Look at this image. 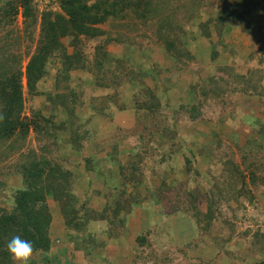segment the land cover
<instances>
[{
    "label": "rangeland",
    "instance_id": "rangeland-1",
    "mask_svg": "<svg viewBox=\"0 0 264 264\" xmlns=\"http://www.w3.org/2000/svg\"><path fill=\"white\" fill-rule=\"evenodd\" d=\"M12 1L0 0V8L8 7L7 3ZM29 1L30 18H25L20 8L13 18L9 16L11 20L0 19V55L6 50V60L20 63L22 72L20 120L32 122L24 137L5 139L0 133V172L4 171L0 174V209L7 215L13 214L17 192L27 188L25 173L42 159L58 162L65 173L70 170L78 176V197L83 203L80 195L90 196L89 206L99 212L110 197V189L112 194L120 193L119 185L124 181L128 184L121 178L105 182L99 176L103 171L106 177L127 174L138 176L141 182L135 189L124 190L126 201L135 192L133 196L140 193L141 200L134 204L130 214H122L126 230L120 237L106 232V221L89 222L86 234L70 230L61 202L47 197L52 218L50 249L35 250L30 264H264V185L251 186L252 196L234 193L228 196V202L218 198L213 218L205 221L203 215L209 204L206 200L212 198V187L201 179V174L197 175L200 171L209 172V161L220 163L218 158L224 154L239 165L247 163L259 143L260 161L264 160V0H247L252 11L249 15L247 10L240 12V18L229 15L227 8L229 3L240 5V0H129L127 6L114 0V15L110 14L102 23L91 22L92 32L101 37H76L71 27L58 34L63 46L60 53L65 50L71 62L84 65L66 83L74 92L83 91L86 98L102 97L115 89L93 84L88 88L87 83H109L108 78L117 83L129 77L118 92L117 105L124 109L110 121L93 116L91 121L99 124L90 125L95 128L93 140L120 135L116 142L119 147L108 145L106 151H100L89 170L84 158L94 149L88 138L83 151H77L70 142L71 135L62 128L51 127L50 136L42 141L34 130L35 119L40 123L45 122L41 117L52 119L56 126L67 119L62 106L54 111L56 78L62 63L56 58L49 60L45 66L48 74L39 83L35 96L26 85V67L38 49L43 29L54 23L58 15L68 16L61 7L63 0ZM103 1L86 2L91 6ZM136 3L141 7L134 9ZM225 10L229 12L226 26L221 28V44L214 30L216 23H220L219 14ZM146 12L150 21L144 25L139 17ZM186 33L201 40L206 38L201 44L197 39L188 45ZM176 38L183 41L179 58L166 45ZM210 44L219 52L214 60L202 51V45ZM1 63L4 65L3 60ZM117 66L118 74L112 76ZM3 68L1 64L0 69ZM118 76L122 78L119 80ZM211 84L216 85V98L204 103L201 120L191 121L188 108L197 101L195 90L202 85L209 88ZM8 89L4 85L0 88L2 107L7 106ZM81 102L83 107L84 101ZM154 105L158 109L149 111ZM88 112L81 110L79 116L93 115ZM14 114L6 117L12 120ZM3 120L0 117V124ZM118 127L121 129L117 131ZM161 127L171 128L177 138L162 133L152 137L151 131ZM4 149H8L6 153ZM133 164L135 171L131 170ZM204 175L207 179L206 172ZM186 190L194 191L197 200H186ZM116 224L121 229L122 223ZM20 232L17 235L22 237ZM93 233L97 234L94 240L89 236ZM0 234V264H15L6 248L11 229L4 228ZM140 237L144 244L138 241Z\"/></svg>",
    "mask_w": 264,
    "mask_h": 264
},
{
    "label": "trees",
    "instance_id": "trees-1",
    "mask_svg": "<svg viewBox=\"0 0 264 264\" xmlns=\"http://www.w3.org/2000/svg\"><path fill=\"white\" fill-rule=\"evenodd\" d=\"M86 1L87 0L61 1L62 10L68 17H62L61 15H58L54 23H50L49 27L43 29V35L39 41L38 49L36 53L32 55L26 67V85L30 93H32L34 96L37 95L39 83L42 82L44 77L48 74L46 72L45 66L48 64L49 60L56 58L62 63L63 68L58 74V80L56 78V82H58L56 85L57 101H55L54 104L56 106H54V111L57 112V107L62 106L67 114V119L65 122H61L60 125L56 126L54 123H52V119L46 120V118L41 117L45 122L40 123L38 119H35L33 121V127L35 132L40 135L38 136L40 141H42L43 138L45 139L46 137L50 136L51 127L54 126L53 130L62 128V130L67 131L68 134L71 135L70 142H72L73 146L77 148V151H83V143L86 141L85 139L88 138L89 142L92 143L94 149L92 154H89L84 158L85 167L87 168V170H89L88 167L90 166V163L93 160L99 158L100 151H104L106 147H108V145H113L116 148L119 147H117L116 142L117 140L121 139L120 135L114 134L110 138L96 141L93 140L94 131L92 127H90V125L93 116H99L110 121L115 116V113H117L121 109H124V106L117 105L119 97L118 92L121 87H124L125 84L129 82V77L120 80L122 77L118 76L120 77V81H118L117 83L111 82V78L106 79V82L108 81L109 83L95 81L97 79V77H95V83H87L88 88L93 84V86L95 85L99 88L111 86L115 89L114 93H105L102 97L98 98H94L91 96L86 98L83 91H77V95V92H74L72 89L68 88L66 83L68 82V80H70L71 74L76 71H81L80 68L84 67V65L78 66L75 62H71V58L68 56L65 50H63L62 54L60 53L63 49V46L59 43L60 40L57 38L59 37L58 34H61L63 32L66 33V28L71 27L72 32L76 37H78L79 35L88 36L89 38H92L93 36H95V38L101 37L100 35H94V32H92L93 27L91 26V22L94 21L97 23H102L103 21L110 18V14H115V6L113 5L115 2L114 0H104L101 4L98 2H94L91 6H89ZM128 1L129 0H120V4L127 6ZM239 3L240 5H238L237 3L227 4V8L230 12L228 10H225L224 12L219 14L220 16L218 17V20L220 23H216V29L214 31L218 39L220 40V43L222 42V38L224 36L222 29L226 26V20H228V12L229 15H234L235 17L240 18V12L247 10V15H249L252 11L250 8L252 7L251 3L247 0H240ZM7 5L8 7L5 5L3 8H0L1 21L2 19L11 20L9 18H13L14 15L18 14L20 8H22V13L25 18L28 19L32 16V6L29 0H13L12 2L7 3ZM110 6L111 9L109 10ZM107 7L108 9H106ZM136 7L137 8L134 9H138V7H141V4L139 5V3H136ZM90 12L92 16H90ZM148 14L149 13L146 12L144 13V15H140L139 17L140 19H143L142 23L144 25H146L150 21L148 18ZM188 16L190 17V14ZM189 17L187 18L189 19ZM244 17L245 16H243V19ZM185 36L187 38L186 40L189 42L188 45H190L192 41L195 42L197 39H199L194 35H187V33L184 35V37ZM205 38L206 36H204L203 40L199 39L201 41L199 44L203 43ZM171 42L173 43H166L167 46L169 45V47H167L168 51L172 52V55H175L178 58L181 57L179 47L183 46V41H181L179 38H176ZM212 44L206 45V47L205 45H202V51L205 50V54H209L212 60H214L219 55V52L217 51V48H215ZM100 47H102V45H99V48ZM198 48H201V45ZM6 58V50L1 51L0 68L1 64L2 66H4V68L0 69V88L4 85L10 87V89L5 91L6 94L9 93L7 98V106H0V117L4 118V120L0 124V133H2L3 138L8 139L28 134L32 122L28 120H20V112L23 105L21 89H24L22 84V72L20 63L15 64L13 62H10L9 59L6 60ZM73 58L75 59V56ZM2 60L4 61V65L3 63H1ZM117 69L118 66L115 69V72H112V76H114V74L115 76L116 74H118V72H116ZM122 73L123 72L121 71V69H119V74ZM215 87V84H211L209 88H206L203 85L197 87V89L195 90V96L197 98L195 106L192 108H188V114H190L189 118L191 121H198L204 117V114L202 112L204 103L216 98ZM82 100L84 101L83 107L81 105ZM87 101L90 102L87 103ZM156 107L157 105L151 106L148 110L154 112L158 109ZM81 110H84L85 112L92 111L93 115L88 117V112L83 115L84 117L86 115V118H82L81 116H79V112ZM12 112H14L15 114L12 116L11 120L6 117V114L11 115ZM51 117L54 118V116ZM120 129L121 128L118 127L117 131ZM151 132L152 137L158 135L159 133H162L166 137L172 138L174 136L177 138V136H175L176 133L168 127H161V130H158V128H156ZM220 148L221 146L219 145L218 149ZM261 148L262 144L259 143L257 147L249 154L247 158L248 162L244 163L243 165L235 163L234 159L230 158L231 156H229L228 154H224V157L223 155L219 156L218 160L220 161V163H216L214 162V160L209 161L210 168L207 169L209 172L205 171L206 176L208 177L207 179L204 175L205 172L201 173V171L199 170L200 173H197V175L199 176V174H201V179H204L205 181L207 180L210 184L209 186L212 187V198L210 200H206V202H208L209 204L206 213L203 215L205 221H209L213 218L215 214L214 206L217 204L216 201L218 198H224V201L228 202V196L234 193L238 194L237 196H252L251 186L258 187L260 185H264V160L260 161ZM7 150L8 149H4V153H6ZM246 150L248 149L246 148L243 151ZM190 161V159H187V163H190ZM115 165L117 166V168L120 166L119 164ZM33 167L34 168L25 173L27 188L23 191H18L16 194V207L13 214L7 215L6 212L0 209V232L4 228H9L11 229V236H13L17 235V233L20 232L19 230H21L20 233H23L22 238L31 240L33 242V252L35 250H45L48 252L50 249L48 235L52 218L46 204L47 197L53 196L55 200H59L58 202H61V210L63 213L65 224L70 230L75 231L76 233L82 232L86 234L85 232L88 231L89 222L106 221L108 230L106 232H109V234L111 232L110 235H116L117 237H120L126 230L124 226V217H122V214H130V211L133 208L134 204L139 203V201L141 200V196L138 195L140 193H138L136 196H133V194H136V192L133 193L131 195L132 198H130L128 201H126L127 198L124 194V190H126V188L133 187V189H135L138 187V185L141 184L139 177L133 175L132 177L131 175L127 174H123L122 176L120 174V178L122 180H127L128 184L124 181V183L119 185V190L122 188V191L120 193L112 194V189H110V197L106 201L103 210L99 212L89 206L91 200L90 196H87L86 194L84 196L80 195L81 199L84 200V202L82 203L75 190L78 176H75L73 173H69L70 170L65 173L61 164H59L58 162L51 163L46 159H42L41 161L36 162ZM119 169H121V166L119 167ZM131 170L135 171L134 164ZM216 171H219V173H215ZM0 174H4V171H1ZM105 175L107 174H105L103 171L99 176L103 177L105 182H110V177H106ZM49 178H52V180H49ZM1 185L2 183L0 181V186ZM114 191H116V189H114ZM185 193L188 196L184 197L186 200H188V198H190L191 201L194 199L195 201L197 200L194 191L186 190ZM79 200L81 201V204L79 203ZM99 214H102V216L100 217ZM115 223H122L121 229L116 227L120 225H114ZM96 235L97 234L93 233L89 236L92 237V240H94V237H96ZM0 236L2 235L0 234ZM142 238L143 237H140L138 241H141V243L144 244L145 241L142 240ZM91 239L89 240L93 242ZM91 248H94V246H92Z\"/></svg>",
    "mask_w": 264,
    "mask_h": 264
},
{
    "label": "clouds",
    "instance_id": "clouds-1",
    "mask_svg": "<svg viewBox=\"0 0 264 264\" xmlns=\"http://www.w3.org/2000/svg\"><path fill=\"white\" fill-rule=\"evenodd\" d=\"M8 253L15 264H30L33 256L32 243L19 235H13L6 243Z\"/></svg>",
    "mask_w": 264,
    "mask_h": 264
},
{
    "label": "crops",
    "instance_id": "crops-1",
    "mask_svg": "<svg viewBox=\"0 0 264 264\" xmlns=\"http://www.w3.org/2000/svg\"><path fill=\"white\" fill-rule=\"evenodd\" d=\"M126 111V110H125ZM116 115V114H115ZM115 119V116L113 117V120ZM112 120V121H113ZM93 122H95L96 124L98 123L96 120H92V122H91V125H92V123ZM99 124V123H98ZM93 129V131L95 132V128H92ZM119 171H117V173H118ZM116 173V172H115ZM120 176L121 175H119V174H114V175H112V177H110L111 179H109V180H118L119 178H120ZM113 178V179H112ZM132 214L130 215V219H132Z\"/></svg>",
    "mask_w": 264,
    "mask_h": 264
}]
</instances>
